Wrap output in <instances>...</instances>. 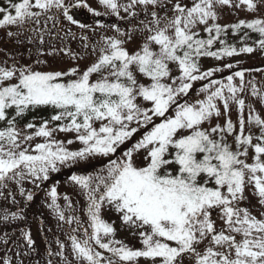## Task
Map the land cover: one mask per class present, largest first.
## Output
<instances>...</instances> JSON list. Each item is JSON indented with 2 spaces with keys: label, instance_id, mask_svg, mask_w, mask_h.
<instances>
[{
  "label": "snow or ice",
  "instance_id": "snow-or-ice-1",
  "mask_svg": "<svg viewBox=\"0 0 264 264\" xmlns=\"http://www.w3.org/2000/svg\"><path fill=\"white\" fill-rule=\"evenodd\" d=\"M99 3L120 20L130 17L137 23L127 31L111 25L115 35L102 36L98 52L92 45L96 58L85 68L39 71L30 65L0 66V122H6L0 129V189L15 183L19 194H26L30 202L34 193H26L25 181L40 188L61 167L108 157L103 169L106 174L74 173L69 177L86 195L87 226L75 215L66 217L57 202L56 185L48 192V206L58 221L75 223L67 234L73 260L64 255L65 244L56 241L60 251L55 255L62 257L61 264H139L141 258L148 264H264V213L257 217L244 206L249 186L264 206V118L248 106L247 122L258 128L259 135L251 130L246 134V102L240 95L248 86L262 101L264 93L254 80L245 81L244 70L213 79L224 68L202 70L199 62L201 57L221 60L251 54L257 47L264 51V18L240 20L230 26L217 22L218 9L224 6L256 13L264 9V0ZM79 8L102 15L83 0H6L0 6V28L39 24L41 16L53 19L57 14L85 28L74 18V9ZM122 11L127 15L121 16ZM141 13L144 19H139ZM201 26L207 38L200 36ZM228 27L234 33L249 29L259 38L238 49L221 39ZM137 33L146 35L137 49L129 50L127 45ZM17 34L8 32L9 36ZM248 38L245 32L241 43ZM217 42L221 47L212 50ZM235 78H239L238 84ZM198 81L207 83L192 100L190 93ZM232 104L238 108V127L230 116ZM41 106L56 110L50 120L18 127V118ZM222 115L225 118L220 123ZM57 132L74 133L75 139L58 140ZM229 136L235 147L228 142ZM36 138L43 142L33 145ZM133 140L130 147L122 148ZM76 141L82 147L70 150L67 145ZM138 156H142L140 163ZM64 199L71 210L70 198ZM106 207L114 209L122 224L140 238L141 248L115 239L114 222H106L101 215ZM22 211L3 219H23ZM23 235L29 247L35 244L30 231ZM3 242L8 243V233Z\"/></svg>",
  "mask_w": 264,
  "mask_h": 264
},
{
  "label": "rangeland",
  "instance_id": "rangeland-1",
  "mask_svg": "<svg viewBox=\"0 0 264 264\" xmlns=\"http://www.w3.org/2000/svg\"><path fill=\"white\" fill-rule=\"evenodd\" d=\"M66 2L68 3H73L76 2V0H66ZM127 0H120V3H126ZM188 2H190V0H188ZM88 5L91 7V9L95 10V11H99L100 13H102V15L100 16H96L95 15V22L93 24V26L91 28L88 29H83L80 28L78 25H73L70 24L67 20L63 19V17L59 14L55 15L53 20L56 19V17L60 18V20L66 22V27L65 30L68 31L69 33L76 34L77 36L75 37V41L74 42H70V45H65L62 48L58 47V48H51L48 47L46 49L43 50V52L41 53L39 59L36 62H29V61H23L25 62V64L23 62H21V65L24 66H31L33 69L35 70H39V71H56V70H64V69H68L70 67L73 66H79L80 68H85L86 66H88L90 63H92L95 58H96V53H92L91 48L92 45H96L97 46V52H98V47L99 45L97 44V42H102L101 38L102 36H112L115 35L114 29H112L110 26L111 25H118V21L121 22L120 27L124 30H129L132 27V24L137 23L136 20L132 19V18H128L126 20H120L118 17H116L114 14L110 13V10L106 9L102 4L99 3V0H87ZM151 9H149L150 11ZM55 11V10H54ZM108 13V14H104V13ZM171 13H169L170 15ZM218 14H219V20L217 21L218 23H229L232 21H237L239 19H255V18H264V9H261L260 12H250L248 11L246 8H230L227 6H224L220 9H218ZM49 15H53V13H49ZM127 14L123 13V11L121 12V16H126ZM161 15H163V13H161ZM139 19H144V15L143 13L140 14ZM50 20L47 19V17L45 16H41L40 18V23L39 24H35L33 23L32 26L34 28L39 27L40 25L43 26L46 24V22ZM104 21H114V23H110L107 24ZM109 23V22H108ZM211 23V22H210ZM105 25L108 27L105 28H101L99 25ZM56 28V27H55ZM203 26H201L200 29H202ZM8 30H5V28H0V36H3L2 38V42H0V66H7V64L15 59L16 57H19V55L14 54L17 48H12L10 46L7 45L6 49L3 50L4 46H3V42L6 40L5 39V34ZM54 33H56V31H54ZM60 35H63L62 32H60ZM143 35H146V33L144 34H140L137 33L135 38L127 45V47L129 48V50H134L137 49L139 47V45L142 43V39H143ZM72 36V37H73ZM87 37V40H84V37ZM9 42V41H8ZM10 44V43H8ZM88 44L89 47L85 48L84 45ZM247 45H252V44H247ZM67 50L69 52V54H65V51ZM72 54H77L80 58L79 59H73ZM39 61V62H38ZM231 63L233 65V68H247L249 66L252 65H257V64H262L257 68L252 69L251 73H247L245 70V81H249V80H254L255 81V85L258 89H260V91L262 93H264V51H261L258 47L257 50L251 54H240V55H235L231 58H223L221 60H214V59H207L203 61V70H206L208 68H224V71H228L231 69H227L224 66L226 64ZM9 67V66H8ZM173 69L175 68V66H172ZM222 72H217L215 75H218ZM177 73L175 72V70L173 71V75H176ZM95 75L93 76V79H95ZM141 82L143 83H148L147 78H143L140 77ZM200 82H204V81H198L195 83L199 84ZM235 82L238 84L239 83V78H235ZM197 92L198 90H195L193 92L190 93V97L192 100H195L197 97ZM202 95V94H201ZM242 98L245 99L246 102V107H245V112H244V116H245V133L247 134L249 130H251L252 134L254 136H257L256 132L258 130V128L254 125V124H249L247 122V117H248V106H251L254 109V114L258 113L261 115L262 118H264V101H262L258 96H253L252 95V90H251V86H248L245 88L244 92L240 94ZM231 108V112H230V116L233 120L234 123L237 124L238 127V118H239V113H238V108L235 104L230 105ZM223 110V109H222ZM224 116L222 115L219 118V122L223 123L224 121ZM215 123V121H214ZM98 126V125H97ZM208 125L206 124L205 127H207ZM55 138L58 140H64L65 142L67 141L66 139H62L60 137V135L58 133L55 134ZM138 137H136L135 139H138ZM231 139H233L232 136H230ZM69 140L70 139H75V135H69ZM38 142H41V139L38 138ZM255 143V140H254ZM82 145L76 141L75 143H73L71 146H69L68 148L70 150H78L79 148H81ZM119 154V153H118ZM252 150H249V157H248V162H252ZM106 158L108 157H99L96 158L94 160H90L87 163L81 162L79 164L73 165V166H64L61 167V170H66V168H74V167H79V168H86L90 163H97V162H101L104 161ZM142 161V156H138L137 158V163H140ZM52 174V173H51ZM103 174H106L105 172H103ZM55 185V184H51L50 187L48 188V190H46L41 196L40 198L37 200L35 199V203L34 206H36V210L39 208V211L42 214H45V212H52V209L49 208V203H50V197L48 196V192L50 191V188ZM34 185L31 184L28 181H25L23 184V187L28 190L31 187H33ZM64 188V182L58 187V194H61L62 190ZM246 197L247 200L245 202L244 206H249L250 211L256 215L257 217H260L262 213H264V206H262L259 203V199L258 197L254 194V189L249 186L246 189ZM54 212V211H53ZM40 213V214H41ZM102 218L109 223H113L114 222V227L116 228V235H115V239L121 240L124 243L128 242V241H133L137 238H139L136 235L132 234V231L126 226L123 225L120 218H119V214L116 213V211L114 209L111 208H104L102 209ZM34 234H35V240L36 243L38 245V243H40L41 245H45L46 241H43L42 238V225L43 223L40 222V220L37 218L36 219V223H34ZM217 227H221V222L219 220H217ZM239 239V237H237ZM22 243V244H21ZM57 245V243H56ZM40 247V246H39ZM58 247V245H57ZM201 248H203V245H201ZM41 250H45L44 247H41ZM106 252V250H104ZM22 252V256L19 258L20 262H22V264H26L28 259H29V246H27L26 244L23 245L22 240H18L14 247L13 250L11 251V255L10 256H14V258H18L20 255H17V253ZM66 252H68V254H71L70 249L68 248L66 250ZM108 255H111L110 253H108ZM106 255V256H108ZM2 256V257H1ZM49 254L46 251L45 252V256H42L40 258V264H47L45 261V258H48ZM10 259V257H9ZM8 260V257H6V255L3 253L0 254V264H2L3 261ZM139 264H148V262H146L143 258L140 259Z\"/></svg>",
  "mask_w": 264,
  "mask_h": 264
},
{
  "label": "trees",
  "instance_id": "trees-1",
  "mask_svg": "<svg viewBox=\"0 0 264 264\" xmlns=\"http://www.w3.org/2000/svg\"><path fill=\"white\" fill-rule=\"evenodd\" d=\"M6 0H0V6L4 5ZM252 20V19H249ZM48 20L45 25L39 26L37 28H34L32 26L33 23H29L24 25L21 28H17L16 26H10L8 27V32L11 31L13 33H18L17 35L9 36L6 34L7 39L5 44L3 45L4 49H6L7 45L12 47V48H17L14 54L19 55V57L15 56V59L11 60L7 66L11 67L13 64H15L17 67L21 65V62L23 61H31V62H36L41 53L43 52L44 49L50 47L51 48H62L65 45H70V42H74L76 39L75 37L77 36L74 34V36L71 38H59L54 36V30L52 27H55V22L54 20L50 21ZM238 23V22H237ZM235 24V23H234ZM224 26H230L232 24H221ZM36 29V31H32V29ZM245 32L248 33L249 38L245 39L243 43H241V38L244 36ZM200 36L203 38H207V33L203 31V28L200 29ZM1 37V36H0ZM259 38V34L252 32L249 29L243 28L241 29L238 33H234L231 27H228L227 35H222L221 39L225 40L227 44L229 45H234L238 49L245 44H253L255 40ZM41 39L43 42H41ZM9 41V42H8ZM10 43V44H8ZM221 47V44L217 42L216 44L213 45L212 50H217ZM214 59L212 57H201L200 58V65L203 70V61L205 59ZM226 58V57H224ZM25 64V62H23ZM66 70V69H64ZM227 74H231V71H225L222 72L218 75H215V79L219 77H224ZM15 82V81H13ZM204 83H207V81L200 82L199 84H194L193 91L199 89L200 86H202ZM192 91V92H193ZM10 115L14 114V110H9ZM56 112L55 109L48 107V106H41L39 108H36L32 111H29L23 118H18V127L23 129L24 126L28 122H34L36 125H39L42 120H50L51 116L54 115ZM59 123V122H56ZM6 126V122H0V129H3ZM50 127L54 126L53 124L49 125ZM31 131V130H29ZM143 131V129L141 130ZM74 133H65L64 135H70ZM135 139V138H134ZM133 141H129L126 145L123 146L125 148L126 146H131V143ZM228 142L235 147V144L233 142V139H230V136L228 137ZM32 144L34 145V141H32ZM72 145V144H71ZM67 145V147L71 146ZM101 168L99 165H96V163L90 164L85 170L80 171L81 169L78 168V170H68L66 171V175H72V174H82V175H96V174H102ZM62 174V173H60ZM59 175L55 176L54 178H58ZM65 179L64 176L60 177ZM49 180L46 181L43 185L40 186V188L36 191H33L34 194H37L45 188L48 184ZM76 190H73L70 196V200L72 203V209L69 210L67 208L68 201L63 200L58 202L61 205V208L64 209V207L67 208L65 210V215L66 217L75 215L82 221H85V226H87V215H85L81 210L83 211L86 210V203L85 199L86 195L82 191V189L75 184ZM13 191V190H12ZM14 192V191H13ZM27 193V190H26ZM67 193H70L67 192ZM24 200H13V197L5 196V197H0V254L1 253H10L11 250L13 249L15 243L18 240H22L24 242L25 237L23 235V232L25 231H31L32 230V225L31 222L33 221L34 217L37 216L35 211L32 208V201H27L26 200V194L23 196ZM15 201V202H14ZM74 201V202H73ZM23 209L21 215L23 216V219H17V220H7L5 221L3 217L5 215H8L10 217L11 213L13 212H20V210ZM87 214V213H86ZM45 218V217H44ZM22 225L21 227H19ZM44 232H43V237L47 243L45 251L53 253V255H49L52 263H61L62 257L55 255L56 252L60 251L58 247H56L55 241L62 239V242L66 239L67 235L66 233L68 230H71V228L75 227V223L72 225L67 224L64 221H58V217L55 212L51 214L49 217L45 218V223H44ZM8 233V243L5 244L4 241V234ZM126 244V243H125ZM128 246L134 248V249H139L142 247L140 238L137 240L127 243ZM69 249L71 251V247L69 245ZM64 255H67L69 260H73V254H68L66 250L64 249ZM11 255V253H10ZM20 256H22V252H20ZM20 256L17 258L16 261L13 262V259H11L12 264H21ZM30 260L28 264H39L38 259L41 258L42 256H45L44 250H41L40 247L38 248L37 245L35 244L33 247V252L30 254ZM2 257V256H1ZM10 257V256H9ZM18 261V262H17ZM49 264V261H48ZM187 264V263H186Z\"/></svg>",
  "mask_w": 264,
  "mask_h": 264
},
{
  "label": "water",
  "instance_id": "water-1",
  "mask_svg": "<svg viewBox=\"0 0 264 264\" xmlns=\"http://www.w3.org/2000/svg\"><path fill=\"white\" fill-rule=\"evenodd\" d=\"M74 18L89 24L92 21L91 11L87 8L74 9Z\"/></svg>",
  "mask_w": 264,
  "mask_h": 264
}]
</instances>
